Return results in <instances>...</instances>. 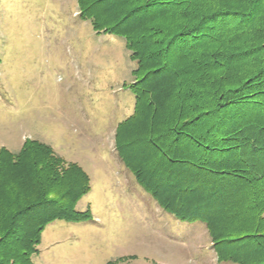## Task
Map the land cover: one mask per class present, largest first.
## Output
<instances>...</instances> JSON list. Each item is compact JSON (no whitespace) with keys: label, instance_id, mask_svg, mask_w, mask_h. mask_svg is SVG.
Wrapping results in <instances>:
<instances>
[{"label":"trees","instance_id":"16d2710c","mask_svg":"<svg viewBox=\"0 0 264 264\" xmlns=\"http://www.w3.org/2000/svg\"><path fill=\"white\" fill-rule=\"evenodd\" d=\"M77 5L135 61L133 111L114 133L121 161L161 208L205 224L217 261L264 264V0ZM89 190L45 142L0 147V264H34L52 221L89 220L76 209Z\"/></svg>","mask_w":264,"mask_h":264},{"label":"rangeland","instance_id":"374dc122","mask_svg":"<svg viewBox=\"0 0 264 264\" xmlns=\"http://www.w3.org/2000/svg\"><path fill=\"white\" fill-rule=\"evenodd\" d=\"M77 0H0V147L49 144L90 177L76 203L91 218L50 222L34 264H234L219 262L205 224L161 208L115 150L129 116L135 61L122 36L96 33Z\"/></svg>","mask_w":264,"mask_h":264}]
</instances>
